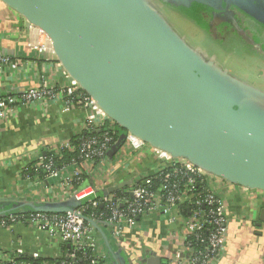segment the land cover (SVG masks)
Wrapping results in <instances>:
<instances>
[{
	"label": "water",
	"instance_id": "1",
	"mask_svg": "<svg viewBox=\"0 0 264 264\" xmlns=\"http://www.w3.org/2000/svg\"><path fill=\"white\" fill-rule=\"evenodd\" d=\"M0 1L46 34L63 68L122 129L111 160L131 134L230 183L264 192V92L191 47L151 0ZM163 1L189 13L195 3L218 15L235 7L264 27V0ZM77 206L74 199L17 203L0 214ZM152 262L162 261L153 256Z\"/></svg>",
	"mask_w": 264,
	"mask_h": 264
},
{
	"label": "built area",
	"instance_id": "2",
	"mask_svg": "<svg viewBox=\"0 0 264 264\" xmlns=\"http://www.w3.org/2000/svg\"><path fill=\"white\" fill-rule=\"evenodd\" d=\"M39 31L46 38V43L38 41L35 46L30 44V48L54 53L49 38ZM22 66V60L0 54V83L4 82L5 73L6 80L12 81ZM59 66L63 68L60 62ZM64 73L67 84L55 86L47 78L41 77L39 86L29 88L23 94L1 98L0 122H9L21 108L38 103L49 106L59 97L65 100L67 106L78 105L86 111L82 131L89 136L80 138L77 146L70 143L49 149L59 160L64 149L78 151L76 159L58 168L52 160L39 157L33 166L24 167L18 176L39 202L62 203L73 198L78 206L58 213L8 214L0 218V232H9L17 225L32 227L44 233L48 244L59 242L62 245V254L57 258L62 259L60 264H109L101 251L102 234L94 226V223H107V232L114 244L138 263L143 244L150 246L155 242L152 236L145 237L146 234L140 230L142 221H148L152 215L163 214L169 232L166 239L179 240L172 253V262L213 264L219 260L225 251L229 222L225 194L258 190L230 183L185 158L173 157L128 134L125 141L127 147L151 155L154 159L152 173L146 176L134 173L114 197L99 196V191L117 171L122 169L128 172L131 165L110 164L108 153L118 140L115 141L108 130H113L116 123L66 70ZM30 170L36 171L34 177ZM85 177H90L91 183L76 189V185L84 183ZM196 246L201 248L197 249ZM36 252L0 245V264H33L21 258L29 256L38 259L40 255Z\"/></svg>",
	"mask_w": 264,
	"mask_h": 264
},
{
	"label": "crops",
	"instance_id": "3",
	"mask_svg": "<svg viewBox=\"0 0 264 264\" xmlns=\"http://www.w3.org/2000/svg\"><path fill=\"white\" fill-rule=\"evenodd\" d=\"M38 41L46 43V38L39 29L0 1V54L23 61V66L14 74L12 81L6 80L5 73V80L0 83V95L23 94L29 88L39 86L41 77L47 78L55 86L68 83L65 69L59 66V60L52 51L44 53L30 48V44L35 46ZM86 118L85 110L78 105L67 106L65 100L59 97L49 106L38 103L21 108L12 120L0 122V203L39 202L25 188V181L19 180L20 172L39 157L45 156L49 149L70 144L76 137H80ZM110 164L131 166L128 172L122 169L117 171L99 191V196L114 197L118 190L111 189L125 185L134 173L139 176L152 173L155 161L151 155L135 151L124 143ZM225 197L229 217L227 242L223 256L213 264H264V192L239 190L229 192ZM71 199L73 198L67 201ZM165 221L163 214H155L148 221H142L140 230L146 234L145 237L152 236L155 242L153 246L143 244L138 263L133 262L124 249L114 244L109 233L106 238L117 258L124 264H157L150 263L153 256L161 259L160 264H175L172 262V253L179 240L166 239L169 232ZM0 245L23 249L29 253L37 251L40 258L53 260L62 254L59 242L48 244L44 233L23 225H17L9 232H0ZM101 251L107 259L109 251L103 238ZM109 264L119 263L117 259H113Z\"/></svg>",
	"mask_w": 264,
	"mask_h": 264
},
{
	"label": "rangeland",
	"instance_id": "4",
	"mask_svg": "<svg viewBox=\"0 0 264 264\" xmlns=\"http://www.w3.org/2000/svg\"><path fill=\"white\" fill-rule=\"evenodd\" d=\"M168 24L193 48L214 58L235 79L264 92V27L245 14L202 15L151 0ZM204 14V13H203Z\"/></svg>",
	"mask_w": 264,
	"mask_h": 264
},
{
	"label": "trees",
	"instance_id": "5",
	"mask_svg": "<svg viewBox=\"0 0 264 264\" xmlns=\"http://www.w3.org/2000/svg\"><path fill=\"white\" fill-rule=\"evenodd\" d=\"M195 4H193L192 8L195 7ZM196 5L197 6L199 5V6L204 7V8H208V7L203 6V5H200V4H196ZM208 11L210 12V11H212V9L208 8ZM220 13L222 14L223 12L220 11ZM5 96H7V95H3V94L0 95V99L3 98V97H5ZM104 131L105 130H103L101 132H104ZM108 131L115 138V141H117L118 138H119V136H120V132L122 131V129L117 124H115V128L113 130H108ZM96 134H98V132H96ZM88 136H89L88 133H83L80 137H76L72 141V143L75 146H77L78 143H79V139L80 138H87ZM78 155H79V152L78 151L69 152L67 149H64L62 151V159L61 160L55 159L54 158V153L52 151H47L46 155L45 156H42V157L45 160H47V161L52 160L53 163H54V165L56 167L60 168V166H62V165H68V164H70L73 159H76L78 157ZM34 164H35V162L31 163L30 165L33 166ZM29 172H31V175L33 177L36 175V171H34V170H30ZM84 179H85L84 180V183L81 184V185H76V189L83 188V187H85V186H87V185H89L91 183L90 177H85ZM17 203H20V202H15L14 201L13 203H11V202H8V203H0V212L6 211V210L10 209L12 206H15ZM28 209L29 208L24 207V210H27L28 212H26V213H20V214H30V213H34L33 211H29ZM56 213H58V212H56ZM6 215H7L6 213H1L0 214V218L4 217ZM98 226L103 231V233L105 234V236H107V238H108V235H107V233H108L107 232V226L108 225H107V223H99ZM196 248L199 249V248H201V246H196ZM66 249L72 250V248H70V247H67ZM112 249H113V251L108 252L107 259L105 258V260H107V262L109 260V262H110L113 259L114 260L117 259L119 264L123 263V262H120L121 261L120 258H117V254H116V252H114V248L113 247H112ZM21 259L24 260V261H28L30 263H33V264H40L41 262H50V263H53V264H60V262L62 260V259H54L53 260V259H50V258H38V259H34L33 257H29V256H24Z\"/></svg>",
	"mask_w": 264,
	"mask_h": 264
},
{
	"label": "flooded vegetation",
	"instance_id": "6",
	"mask_svg": "<svg viewBox=\"0 0 264 264\" xmlns=\"http://www.w3.org/2000/svg\"><path fill=\"white\" fill-rule=\"evenodd\" d=\"M225 6V5H224ZM231 9H232V11L234 10V12L235 11H238L237 13H239L240 11L239 10H237V9H235V7H229V9L228 10H225L224 12L225 13H228V11H231ZM194 10H196L198 13L200 12V13H202V15H205V14H210V13H212V11H208V8H204V7H201V6H197L196 4H195V7H194ZM231 11V12H232ZM224 12H223V14H224ZM204 13V14H203ZM242 13V12H241ZM220 16L222 15V14H219ZM222 17H224V15H222ZM236 17V16H235Z\"/></svg>",
	"mask_w": 264,
	"mask_h": 264
}]
</instances>
